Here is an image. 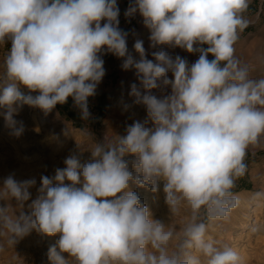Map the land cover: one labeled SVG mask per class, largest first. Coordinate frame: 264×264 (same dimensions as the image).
<instances>
[{
	"label": "clouds",
	"instance_id": "1",
	"mask_svg": "<svg viewBox=\"0 0 264 264\" xmlns=\"http://www.w3.org/2000/svg\"><path fill=\"white\" fill-rule=\"evenodd\" d=\"M250 3L129 5L124 15L143 17L150 47L198 53L190 64L164 50L152 53L153 62L140 39L134 43L136 60L128 32L119 28L117 0H0V45L10 42L0 75V115L12 135L25 130L14 118L24 105L47 115L71 97L81 118L89 119L88 98L105 75L102 53L123 58L124 70L135 69L140 86L133 83L129 95L147 110V119L128 126L126 135L95 143L90 162L72 154L54 177L41 176L35 199L29 191L35 178L9 175L0 200L14 199L16 208L0 207V238L14 247L33 231L60 234L48 251L50 264H244L236 250L218 247L208 232L238 208L233 189L247 171L249 150L264 149V76L253 78L250 65L235 54L250 23ZM21 87L38 94H24ZM167 87L170 94H163ZM128 155L134 159L126 160ZM161 180L171 217L187 214L179 231L154 219L130 188L131 182L157 192Z\"/></svg>",
	"mask_w": 264,
	"mask_h": 264
},
{
	"label": "rangeland",
	"instance_id": "2",
	"mask_svg": "<svg viewBox=\"0 0 264 264\" xmlns=\"http://www.w3.org/2000/svg\"><path fill=\"white\" fill-rule=\"evenodd\" d=\"M132 3L134 0H117L119 28L128 32L127 47L136 60H139V54L134 49L137 39L143 41L146 58L153 62L152 53L159 50L166 51L173 58L177 55L186 58L190 64L198 59V53L190 54L178 47H150V32L143 24V17L138 12L133 17L124 15ZM245 15L250 23L240 34L235 54L250 65L253 78H260L264 76V0H251ZM9 48L10 42L0 45V75L3 74L4 58ZM101 57L105 75L97 86L96 95L88 98L89 119L81 118L80 110L71 97L65 104H57L47 115L38 108L24 105L14 118L23 122L25 130L16 137L0 115V187L9 175L17 181L35 178L36 185L29 189L31 199H35L41 176L54 177L56 169L66 167L64 161L67 157L77 154L82 164L88 163L92 160L90 149L95 143L103 142L106 137L124 136L128 126L147 119L146 106L135 104V98L129 95L133 83L140 86L135 69L124 70L123 58L111 53H102ZM209 59H212L211 55ZM167 75L173 79L171 72ZM21 91L33 96L38 94L29 93L25 87H21ZM152 91L159 98L160 90ZM125 105L128 107L125 108ZM3 111L0 109V113ZM148 126H152L151 121ZM125 159L131 161L134 156L128 155ZM245 163L247 171L236 180L233 189L240 201L238 208L227 221L212 223L208 235L218 242V247L227 245L236 250L243 257L244 264H264V197L256 198V193H264V149H250ZM129 167L134 171L131 164ZM163 185L164 181H159V190L153 192L151 186L138 187L130 182L131 190L138 194L153 218L166 224L173 223L179 231L187 214L182 210L179 215L171 217ZM9 204L16 208L14 199L0 200V207ZM59 235L46 236L33 231L14 247L8 246L5 238H0V243L4 244V250L0 251V264H50L48 251L56 244Z\"/></svg>",
	"mask_w": 264,
	"mask_h": 264
},
{
	"label": "bare ground",
	"instance_id": "3",
	"mask_svg": "<svg viewBox=\"0 0 264 264\" xmlns=\"http://www.w3.org/2000/svg\"><path fill=\"white\" fill-rule=\"evenodd\" d=\"M171 92V88L167 87L163 94H169ZM162 93H159L158 96L161 97Z\"/></svg>",
	"mask_w": 264,
	"mask_h": 264
}]
</instances>
